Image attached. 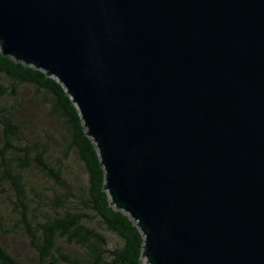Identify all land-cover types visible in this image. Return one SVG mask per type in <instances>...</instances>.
<instances>
[{
    "label": "water",
    "instance_id": "95a60500",
    "mask_svg": "<svg viewBox=\"0 0 264 264\" xmlns=\"http://www.w3.org/2000/svg\"><path fill=\"white\" fill-rule=\"evenodd\" d=\"M0 46L64 85L144 264H264V0H0Z\"/></svg>",
    "mask_w": 264,
    "mask_h": 264
},
{
    "label": "trees",
    "instance_id": "16d2710c",
    "mask_svg": "<svg viewBox=\"0 0 264 264\" xmlns=\"http://www.w3.org/2000/svg\"><path fill=\"white\" fill-rule=\"evenodd\" d=\"M21 85L40 93L56 118V129L43 132L37 122L20 117ZM57 148L65 161L54 155ZM72 154L86 169L84 185L68 177L66 160ZM32 170L44 183H32ZM103 186L97 147L64 85L44 70L4 55L0 46V192L14 190V198H8L17 214L7 216L0 200V233L24 238L34 253L32 260L18 254L11 240H2L0 264H142V231L111 204ZM95 219L117 235L114 247L90 225Z\"/></svg>",
    "mask_w": 264,
    "mask_h": 264
},
{
    "label": "rangeland",
    "instance_id": "374dc122",
    "mask_svg": "<svg viewBox=\"0 0 264 264\" xmlns=\"http://www.w3.org/2000/svg\"><path fill=\"white\" fill-rule=\"evenodd\" d=\"M20 89V96L23 100V107H21V110L19 111L20 117L27 122L29 120L34 121L37 125H40L41 130L43 132L48 131L51 132L54 129H56L59 125L57 124L56 118L52 117L49 114V109L43 99L40 96V93L36 91V89L31 85H21ZM33 118V120H32ZM30 122V123H34ZM58 125V126H57ZM55 156L60 155L61 159L64 160L63 154L60 149H55L54 152ZM65 161V160H64ZM70 175L68 177L75 178L76 181L80 184H85L87 180V172L83 165V162L78 158L77 155L72 154L69 159L66 160V167ZM38 174V173H37ZM35 171H29L28 175L32 177L33 181L32 183L34 185H38L43 181L42 178H40V175H37ZM44 183V181L42 182ZM14 190H8L7 192H0V200L2 201L4 207H5V213H7V216L9 217H17L16 211L14 210L13 203L10 202L9 196L11 198H14ZM12 228V224H9ZM91 226L97 228L102 232V234L106 237L108 241L109 247H114L115 242L117 239V235L110 231L108 228L100 224L96 219L92 220L90 223ZM13 231V228H12ZM11 234L13 236H11ZM8 241L11 240L14 244V250L18 252V254L25 255L27 257L30 256L34 260V253L28 246L26 245V241L24 238L17 237L14 233H8L3 235L2 232L0 233V241ZM67 250H70L69 247L66 248ZM59 264H67V263H59ZM144 264V263H143Z\"/></svg>",
    "mask_w": 264,
    "mask_h": 264
}]
</instances>
